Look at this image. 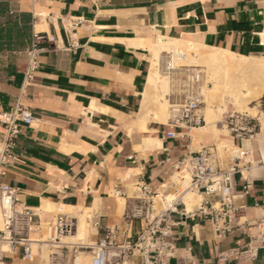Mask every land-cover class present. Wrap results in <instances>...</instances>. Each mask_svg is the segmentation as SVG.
Wrapping results in <instances>:
<instances>
[{
	"label": "crops",
	"instance_id": "crops-1",
	"mask_svg": "<svg viewBox=\"0 0 264 264\" xmlns=\"http://www.w3.org/2000/svg\"><path fill=\"white\" fill-rule=\"evenodd\" d=\"M34 33L44 38L28 81L26 50ZM159 36L264 58V0H0V111L19 100L33 116L20 125L16 158L0 181L33 209L32 237H43L44 224L58 212L78 222L88 210V243L108 228L118 244L133 240L141 224L124 214L141 186L158 187L175 161L213 144L208 131L140 121L148 44ZM3 132L0 125V149ZM256 135L223 137L252 165L248 193L234 177L242 227L218 237L209 221L179 203L168 215L175 250L167 264H264V139ZM248 245L252 256L233 254ZM80 252L90 257L89 250ZM79 253L63 263L40 248L28 260L17 247L2 264H75Z\"/></svg>",
	"mask_w": 264,
	"mask_h": 264
},
{
	"label": "built area",
	"instance_id": "built-area-1",
	"mask_svg": "<svg viewBox=\"0 0 264 264\" xmlns=\"http://www.w3.org/2000/svg\"><path fill=\"white\" fill-rule=\"evenodd\" d=\"M44 36L33 34V41L26 50L27 65L25 78L32 79V73L37 67V55L40 48L37 42ZM178 87L183 102L170 108L169 125L192 129L205 124L201 112L202 94L196 87L199 73L186 71ZM33 116L29 108L17 100L9 110L0 111V125L3 128L4 144L0 149V176L5 174L4 167L15 160L13 149L21 124L30 125ZM223 122L231 134L237 137H251L256 133V122L253 117L242 113H228ZM238 153L232 156V163L221 166L217 148L214 144L202 146L196 151H190L171 165V174L156 188L142 185L140 195L134 198L126 207V221L137 220L140 230L133 240L118 244L115 242V230L108 228L105 237L96 243H61V237L76 230L77 220L71 214L58 212L51 221L45 223L46 237L34 238L31 233L38 229L32 224L34 211L22 203L16 190L7 183L0 181V264L5 253H11L20 247L25 259H32L34 247L42 245L53 246L49 253L51 260L67 263L82 250H89L91 264H127L138 259L137 264H167L174 254V244L170 239L171 224L168 215L171 209L178 206L183 190H192L200 194L201 199L193 211L212 226L218 237H225L235 229L242 227L240 212L242 207L234 202V181L237 174L242 182V193H248L253 177L251 162L245 159L247 153L237 147ZM241 162V163H240ZM178 172L177 184L169 180ZM172 189L174 199L172 206L155 208V197L159 193ZM215 196L216 199L211 197ZM98 224L97 220L93 225ZM39 225V224H38ZM264 225L259 234L263 235ZM7 246V249L4 248ZM253 248L248 245L243 251H233L236 257L252 256ZM246 254V255H243Z\"/></svg>",
	"mask_w": 264,
	"mask_h": 264
},
{
	"label": "bare ground",
	"instance_id": "bare-ground-1",
	"mask_svg": "<svg viewBox=\"0 0 264 264\" xmlns=\"http://www.w3.org/2000/svg\"><path fill=\"white\" fill-rule=\"evenodd\" d=\"M35 27L36 30L42 28L40 25ZM148 45L152 49V60L139 109V118L142 124L147 120L168 122L170 108L177 107L183 102L181 92L177 93L178 87L177 90L175 89L182 77L181 79L177 77L188 70L183 67L194 66L198 62L208 67V70L203 71L202 74L201 71L198 72V89L204 96L205 103L201 108L205 124L192 129L206 131L215 128L218 131H224L219 123L222 121V115L228 111L229 104L233 105L234 113L246 114L248 112L251 114L250 116H254L259 112L255 106H251V103L264 93V80L259 79L253 84H249L245 79L236 81L232 77H228L227 71L235 69L264 75V58L238 54L229 49L209 47L205 44L175 37L159 36L153 44L149 43ZM206 80L213 83L212 87L204 85ZM173 88L177 91L176 93H173ZM225 95L228 96L227 99ZM260 113V132H262L264 131V110ZM218 141L223 146H231L233 148L231 156H236L237 146L231 145L226 139ZM169 180L175 184L179 183L178 172L172 174ZM199 198L201 199L200 194L195 191L183 190L179 200L185 205V210L189 212L196 206ZM173 199L172 192L164 191L155 197V202H160L166 207L168 205L173 207L171 203ZM86 233L87 221L85 216H80L76 233L72 232L62 236L60 242L76 243L75 241L85 237ZM4 248L7 249V246L4 245ZM75 264L91 263L88 256L80 252L76 256Z\"/></svg>",
	"mask_w": 264,
	"mask_h": 264
},
{
	"label": "rangeland",
	"instance_id": "rangeland-1",
	"mask_svg": "<svg viewBox=\"0 0 264 264\" xmlns=\"http://www.w3.org/2000/svg\"><path fill=\"white\" fill-rule=\"evenodd\" d=\"M198 64V65H197ZM196 65H194V66H188V67H183L185 70L186 69H188V73L189 72H194V73H198L199 71H201V74L203 73V71H205V70H208V67L205 65V64H203V63H201V62H198ZM186 73L187 72H184L182 75H180V76H178L177 78H179V79H181V77H182V79H183V77H185L186 76ZM200 74V75H201ZM227 74H228V77H232V79L233 80H240V79H245V80H247V82L249 83V84H253V83H255L257 80H259V79H261V80H264V75H259V74H255V73H250V72H245V71H238V70H235V69H232V70H228L227 71ZM181 79V80H182ZM181 80H179V82H181ZM205 86H207V87H212V85H213V83L211 82V81H208V80H206V83L204 84ZM196 87H199V83H197V85H196ZM172 90H174L173 91V93H176L177 91V89L175 90L174 88L172 89ZM180 92V90L178 89V92L177 93H179ZM202 94V93H201ZM263 95V96H262ZM260 97H259V99H257V100H255V101H253L252 103H251V106L253 105V106H255L256 108H257V110L259 111L258 113H257V115H254V116H250L251 114H249L248 112H246V114L248 115V116H250V117H253V119H254V121L256 122V124H257V126H256V133H258V135H256V137H258V138H261V139H264V131H262V132H260V119H259V117H260V115H261V111L262 110H264V93L262 94ZM228 98V96L227 95H225V98ZM226 98V99H227ZM204 96L202 95V103H201V108L202 107H204V105H205V103H204ZM169 108V107H168ZM233 108V105H231V104H229V108H228V111L226 112V113H224L223 115H222V121L219 123L220 124V126H222L223 127V129H224V131H218V130H216L215 128L214 129H209V130H206V131H208L209 133H212L213 134V136H214V138H213V144L215 145V147L218 149L217 150V154H218V156H219V158H220V164H221V166H226L227 164H229V163H232V156H231V153H232V150H233V148L231 147V146H229V145H222V144H220V142L218 141V140H222V139H224L223 137H229L230 136V131H229V128L228 127H226L225 126V123L223 122V120H224V118H225V116L228 114V113H230V112H233L234 111V108ZM202 112H203V110H202ZM198 130H201V129H198ZM205 131V130H204ZM221 136V137H220ZM221 145V146H220ZM198 149H200V147H198L196 150H198ZM240 150H242V149H240ZM248 154L246 155V157H245V159H247L248 160ZM170 192H173L172 191V189H170L169 190ZM199 201H200V198H199V200L196 202V205H198V203H199ZM155 208L157 209V210H159V209H162L163 208V204H161L160 202L159 203H157V202H155ZM87 212H89L88 210L84 213V215L87 217ZM1 220V219H0ZM87 228L89 229V223L87 222ZM0 227H1V221H0ZM88 235V234H87ZM44 237H46V235H44ZM86 238H87V236L84 238V239H82V240H79L78 242L77 241H75V242H77V243H79V242H83V243H88L87 241H86ZM86 241V242H85ZM41 249H42V254L44 255V257H48V254L50 253V252H52L53 250H54V248H53V246H50V245H42L41 246ZM33 253H36V248L34 247V249H33ZM89 258V262L91 263V257H88Z\"/></svg>",
	"mask_w": 264,
	"mask_h": 264
}]
</instances>
